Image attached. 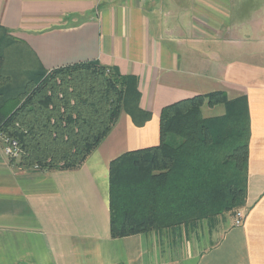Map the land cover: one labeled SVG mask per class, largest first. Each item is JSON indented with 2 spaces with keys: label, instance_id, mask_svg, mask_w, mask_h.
<instances>
[{
  "label": "crops",
  "instance_id": "obj_1",
  "mask_svg": "<svg viewBox=\"0 0 264 264\" xmlns=\"http://www.w3.org/2000/svg\"><path fill=\"white\" fill-rule=\"evenodd\" d=\"M1 32L31 77L94 61L134 79L135 98L76 169H21L0 149V264H264V0H0ZM216 92L229 106L205 100L203 119L248 115L240 222L111 238L110 163L159 144L163 108Z\"/></svg>",
  "mask_w": 264,
  "mask_h": 264
},
{
  "label": "trees",
  "instance_id": "obj_2",
  "mask_svg": "<svg viewBox=\"0 0 264 264\" xmlns=\"http://www.w3.org/2000/svg\"><path fill=\"white\" fill-rule=\"evenodd\" d=\"M3 65L0 56V70ZM132 82L94 61L40 72L23 83L0 73V133L20 150L10 163L28 170L76 169L107 137L126 101L135 98ZM205 100L229 106L220 92L169 105L160 113L157 146L110 163L111 238L245 207L246 109L205 120L200 113Z\"/></svg>",
  "mask_w": 264,
  "mask_h": 264
},
{
  "label": "rangeland",
  "instance_id": "obj_3",
  "mask_svg": "<svg viewBox=\"0 0 264 264\" xmlns=\"http://www.w3.org/2000/svg\"><path fill=\"white\" fill-rule=\"evenodd\" d=\"M12 45V39L7 34L1 32L0 56L4 58V65L0 73L10 76L15 81L22 80L23 83L32 76L35 70L32 66L34 60H30L25 46ZM232 214L235 215L234 218L236 219L242 217L244 214V207L236 209Z\"/></svg>",
  "mask_w": 264,
  "mask_h": 264
},
{
  "label": "built area",
  "instance_id": "obj_4",
  "mask_svg": "<svg viewBox=\"0 0 264 264\" xmlns=\"http://www.w3.org/2000/svg\"><path fill=\"white\" fill-rule=\"evenodd\" d=\"M0 149L9 162L19 158L20 150L17 143L15 141H12L4 137L1 133H0ZM241 219L242 217H239L238 223L240 222Z\"/></svg>",
  "mask_w": 264,
  "mask_h": 264
}]
</instances>
